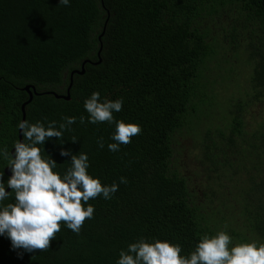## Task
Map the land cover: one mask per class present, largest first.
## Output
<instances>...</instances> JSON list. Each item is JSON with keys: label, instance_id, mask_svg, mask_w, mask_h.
I'll return each mask as SVG.
<instances>
[{"label": "trees", "instance_id": "obj_1", "mask_svg": "<svg viewBox=\"0 0 264 264\" xmlns=\"http://www.w3.org/2000/svg\"><path fill=\"white\" fill-rule=\"evenodd\" d=\"M83 62L70 99L56 98ZM212 63L243 65L246 86L236 96L210 87L203 75ZM27 84L40 94L25 105V120L59 128L76 117L61 140L39 145L54 171L70 167L62 149L86 153L88 173L118 191L90 200L94 216L81 232L62 224L46 251L13 248L0 235V264H117L141 238L179 244L188 256L219 231L233 238L230 247L264 243V0H0V149L9 155ZM97 91L123 99L116 120L142 127L117 152L107 147L115 125L87 122L84 102ZM253 106L260 112L250 124ZM183 136L201 146V156L190 152L191 170L180 159ZM6 166L0 156L7 188ZM14 202L11 193L3 205Z\"/></svg>", "mask_w": 264, "mask_h": 264}, {"label": "clouds", "instance_id": "obj_2", "mask_svg": "<svg viewBox=\"0 0 264 264\" xmlns=\"http://www.w3.org/2000/svg\"><path fill=\"white\" fill-rule=\"evenodd\" d=\"M68 6L70 0H59ZM123 99L100 98V93L93 92L84 102L88 113L87 122L91 124L108 123L115 125L111 136L112 143L107 145L112 152L120 150L121 145H128L132 138L142 133V127L133 122L116 120L114 113L122 110ZM64 122L56 127V121L48 123H30L20 121L18 127L23 140L14 144V153L9 155L6 148L0 149V156L7 161L11 176L7 188L0 173V235L6 234L13 248L25 251H46L51 242L66 225L79 234L86 220L94 216V206L90 200L103 197L113 198L118 191V184L104 185L98 178L88 173L89 158L86 153L72 154L61 150L62 156H70V167L61 175L54 171L55 159L45 158L39 145H44L50 138H63V131L76 122V117H65ZM80 122L85 123L81 116ZM76 142V138L71 139ZM99 149L105 146L103 137L97 139ZM120 183H127L121 177ZM11 193L15 202L3 205ZM87 205V207H85ZM233 238L226 231H219L209 236L205 234L190 255H181L179 244L170 241L155 240L150 242L141 238L130 243L127 251L121 250L117 264H264V243H239L231 246Z\"/></svg>", "mask_w": 264, "mask_h": 264}, {"label": "rangeland", "instance_id": "obj_3", "mask_svg": "<svg viewBox=\"0 0 264 264\" xmlns=\"http://www.w3.org/2000/svg\"><path fill=\"white\" fill-rule=\"evenodd\" d=\"M209 66L210 69L205 71L203 77L211 83L210 87L220 90L221 94L236 96L238 92L242 91L240 88L246 86L247 82L245 81L246 79L244 80L245 77L243 73L245 71L244 67H242L243 65L235 68L231 65L233 69L232 71L229 70L228 66L222 68V64L219 66V63H212ZM249 109L250 111L247 114V117L249 123L252 124L259 118L256 116V114L260 112L259 106H253ZM221 110V108L216 109V112L220 113ZM177 146L179 147L180 159L185 166L189 164L191 170V165L194 164V157L192 156H201V151L199 150L201 146L195 147L190 140H186L185 136L181 138V143L177 144ZM190 152H192L193 155ZM197 180L198 179L194 177L191 181L196 184ZM195 188H198V186L195 185Z\"/></svg>", "mask_w": 264, "mask_h": 264}, {"label": "water", "instance_id": "obj_4", "mask_svg": "<svg viewBox=\"0 0 264 264\" xmlns=\"http://www.w3.org/2000/svg\"><path fill=\"white\" fill-rule=\"evenodd\" d=\"M102 4H103V2H102ZM100 49H101V47H100ZM100 49L97 52L98 57H99ZM99 61H100V59L98 60V62ZM84 62H90V60H85ZM84 62L81 65V70H76L75 69V70H72L70 72V81H69V84L67 86V89H66V93L65 94H57L55 92L52 93L56 98H63V99H66V100H69L70 99V87L72 85V74L74 72L75 73H78V74L84 73V68H83ZM22 89L27 92L28 98L20 106V110H21V120L20 121L25 120V105L32 100L33 95L40 94V93H38L35 90L34 86L33 85H30V84L25 85ZM17 136H18V141H21L22 140V134L20 132L19 127H18V130H17ZM12 152L14 153V147L10 150V153L11 154H12ZM4 172L8 176H11V171H10V169L7 166L4 168ZM9 190H10L9 188H6V191H9Z\"/></svg>", "mask_w": 264, "mask_h": 264}]
</instances>
